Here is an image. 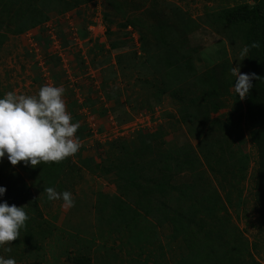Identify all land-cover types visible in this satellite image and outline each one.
I'll list each match as a JSON object with an SVG mask.
<instances>
[{
  "label": "rangeland",
  "instance_id": "1",
  "mask_svg": "<svg viewBox=\"0 0 264 264\" xmlns=\"http://www.w3.org/2000/svg\"><path fill=\"white\" fill-rule=\"evenodd\" d=\"M242 5L254 1L0 0V97L64 88L81 144L59 163L0 160V202L28 215L0 256L264 264L259 149L231 75L251 73L247 26L225 19Z\"/></svg>",
  "mask_w": 264,
  "mask_h": 264
},
{
  "label": "clouds",
  "instance_id": "2",
  "mask_svg": "<svg viewBox=\"0 0 264 264\" xmlns=\"http://www.w3.org/2000/svg\"><path fill=\"white\" fill-rule=\"evenodd\" d=\"M253 42L252 47H258ZM248 51L245 46L240 54L242 60ZM235 77L233 88L239 99H244L253 87L254 73H241L238 67L231 69ZM65 89L59 86L42 85L36 95L16 94L12 91L0 97V160L6 159L15 166L22 162L35 167L46 163H59L75 155L81 148L79 137L74 134L79 122L66 111L62 99ZM6 192L0 186V196ZM49 201H62L61 207L70 209L75 201L72 193L57 192L53 187L44 188ZM28 215L22 206L0 202V246L10 244L20 236ZM10 252V247H5ZM0 264H15L14 258L0 256Z\"/></svg>",
  "mask_w": 264,
  "mask_h": 264
},
{
  "label": "trees",
  "instance_id": "3",
  "mask_svg": "<svg viewBox=\"0 0 264 264\" xmlns=\"http://www.w3.org/2000/svg\"><path fill=\"white\" fill-rule=\"evenodd\" d=\"M252 6H238L229 9L225 19L229 23L247 26L246 46L251 58L253 87L248 93L247 113L251 122V138L259 149L260 169L256 182L257 203L261 224L264 228V0H253ZM258 42V47H252ZM179 223L182 217L175 216ZM189 225V224H187Z\"/></svg>",
  "mask_w": 264,
  "mask_h": 264
}]
</instances>
